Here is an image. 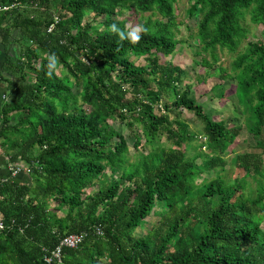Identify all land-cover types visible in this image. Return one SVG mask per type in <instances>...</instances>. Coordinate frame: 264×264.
Listing matches in <instances>:
<instances>
[{
  "label": "trees",
  "instance_id": "16d2710c",
  "mask_svg": "<svg viewBox=\"0 0 264 264\" xmlns=\"http://www.w3.org/2000/svg\"><path fill=\"white\" fill-rule=\"evenodd\" d=\"M179 1L0 0V149L7 166L32 171L28 181L0 176V264H47L76 234L86 237L63 249V264H264V185L247 192L245 180H264V41H249L231 74L216 67L218 48L234 52L248 37V14L264 26V0H190L187 10L214 55V88L237 84L245 123L215 121L180 91ZM126 13L140 16L138 42L111 29L134 28ZM245 130L260 152L237 155L246 174L229 181L225 155ZM108 169L118 178L95 188Z\"/></svg>",
  "mask_w": 264,
  "mask_h": 264
},
{
  "label": "rangeland",
  "instance_id": "374dc122",
  "mask_svg": "<svg viewBox=\"0 0 264 264\" xmlns=\"http://www.w3.org/2000/svg\"><path fill=\"white\" fill-rule=\"evenodd\" d=\"M190 4V0H180L176 7L177 22L180 23L178 30H176V39L181 43L178 45L171 61L183 69L185 73L183 84L180 86V91H189L190 97L196 99L199 104L202 105L204 111L211 115L215 121L238 119L239 123H245L251 110L249 106H240L238 103L236 94L237 84L234 81L226 80L223 82V87L220 90L214 88V86L220 81L216 78L217 75H214L215 71H210L205 66V61L214 63V55L211 51H204L202 45H200L196 39L198 31L197 19H189L187 16V10L190 8ZM145 16H150V14H145ZM125 18L129 21L128 26H133L135 28L140 16L126 13ZM242 24L247 28L249 33L248 37L242 42L240 47L234 52H231L227 48H218L216 50V56H218L216 67H221L223 70H226L228 74L232 73V64L234 60L239 54L245 51L249 41H264V26L254 25L251 22L249 14L243 20ZM1 51L3 52L0 46V52ZM0 55L3 58L1 53ZM134 59L137 60L136 58ZM221 93L223 94V97H221ZM181 119L189 126L193 133L203 136V126L197 121L191 112H184ZM115 127L119 128L127 138L132 135L124 125L115 124ZM242 138L243 139H238L225 155L226 160L228 161L227 167L225 168L226 172L222 173V171H220V173L225 175L229 181L235 178H243L246 174L235 165L237 155L260 152L256 148V142L253 139L252 134H249L248 131L245 130ZM198 146V141H195L189 146L187 151L189 157H195L200 153ZM129 152L130 160L133 162L137 153L132 147V144L130 145ZM0 156H5L7 160L6 154H4L1 149ZM5 158L3 161H5ZM118 176L119 174L113 176L112 172L108 169L104 176L97 181L95 188L102 187L104 184H107V182H111L114 178H118ZM245 180L247 184V192H256L259 189L260 184L262 186L264 185L263 179L259 177L255 178L252 174ZM198 182L200 183L201 181ZM91 191H93V188L89 189L87 193L89 194ZM158 212H161V209L157 207L154 212L155 214L149 219L150 225H155L158 222ZM59 215L62 216V213H59ZM143 233L144 232L140 229L136 232L138 236Z\"/></svg>",
  "mask_w": 264,
  "mask_h": 264
},
{
  "label": "built area",
  "instance_id": "2783aa9c",
  "mask_svg": "<svg viewBox=\"0 0 264 264\" xmlns=\"http://www.w3.org/2000/svg\"><path fill=\"white\" fill-rule=\"evenodd\" d=\"M54 28V25L49 27L48 32L51 33ZM31 168L27 167L23 164H15L9 166V177L15 178L20 174L26 173L31 174ZM8 178L4 179L3 181H7ZM5 225L4 223L0 222V230H4ZM100 233V231H99ZM86 235L85 234H76L70 235L63 238L60 242V245L49 255H46L44 260L47 264H63V249L70 248L76 249L78 248L84 241Z\"/></svg>",
  "mask_w": 264,
  "mask_h": 264
},
{
  "label": "clouds",
  "instance_id": "9594fccd",
  "mask_svg": "<svg viewBox=\"0 0 264 264\" xmlns=\"http://www.w3.org/2000/svg\"><path fill=\"white\" fill-rule=\"evenodd\" d=\"M111 29L114 32H118L122 40L128 39L132 43L138 42L141 39V32L144 30L142 26H137L130 31H125L120 29L116 24L111 25Z\"/></svg>",
  "mask_w": 264,
  "mask_h": 264
},
{
  "label": "crops",
  "instance_id": "0c3cea01",
  "mask_svg": "<svg viewBox=\"0 0 264 264\" xmlns=\"http://www.w3.org/2000/svg\"><path fill=\"white\" fill-rule=\"evenodd\" d=\"M4 157V156H3ZM2 156H0V176H8L9 175V166H7V160L5 158V161H3ZM14 179H20V180H30L29 174L23 173L15 177Z\"/></svg>",
  "mask_w": 264,
  "mask_h": 264
}]
</instances>
